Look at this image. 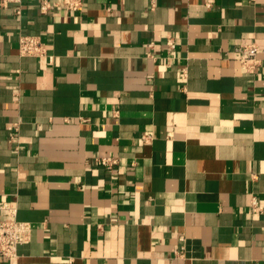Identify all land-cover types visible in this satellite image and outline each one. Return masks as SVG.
<instances>
[{"label": "crops", "instance_id": "crops-1", "mask_svg": "<svg viewBox=\"0 0 264 264\" xmlns=\"http://www.w3.org/2000/svg\"><path fill=\"white\" fill-rule=\"evenodd\" d=\"M81 2L0 0V264H264V0Z\"/></svg>", "mask_w": 264, "mask_h": 264}, {"label": "built area", "instance_id": "built-area-1", "mask_svg": "<svg viewBox=\"0 0 264 264\" xmlns=\"http://www.w3.org/2000/svg\"><path fill=\"white\" fill-rule=\"evenodd\" d=\"M5 1H3V4ZM63 4L70 11L81 9V0H63ZM47 1H44L42 9H49ZM19 54L22 57L48 58L52 61L53 56L49 54L46 42L40 36L29 35L19 37ZM262 53L255 43H247L235 49L236 59L239 61L242 70L250 75H255L259 71L262 61ZM150 136H144L147 140ZM96 161L107 170L111 171L118 165V159L105 155L97 157ZM255 204V203H254ZM32 225L18 219V210L10 202L0 199V258L14 259L18 257V249L29 244L32 236Z\"/></svg>", "mask_w": 264, "mask_h": 264}]
</instances>
